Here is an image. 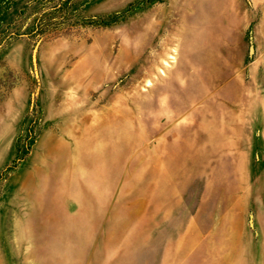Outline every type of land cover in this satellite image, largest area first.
<instances>
[{
    "label": "rangeland",
    "instance_id": "1",
    "mask_svg": "<svg viewBox=\"0 0 264 264\" xmlns=\"http://www.w3.org/2000/svg\"><path fill=\"white\" fill-rule=\"evenodd\" d=\"M0 264H264V0H0Z\"/></svg>",
    "mask_w": 264,
    "mask_h": 264
},
{
    "label": "bare ground",
    "instance_id": "2",
    "mask_svg": "<svg viewBox=\"0 0 264 264\" xmlns=\"http://www.w3.org/2000/svg\"><path fill=\"white\" fill-rule=\"evenodd\" d=\"M180 69V68H179ZM182 75V74H181ZM180 77V76H179ZM197 112V111H196Z\"/></svg>",
    "mask_w": 264,
    "mask_h": 264
}]
</instances>
